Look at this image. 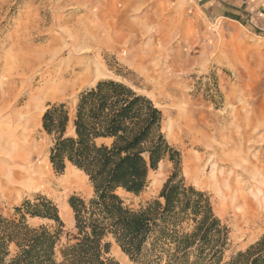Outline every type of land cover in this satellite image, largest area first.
I'll use <instances>...</instances> for the list:
<instances>
[{"label":"rangeland","instance_id":"obj_1","mask_svg":"<svg viewBox=\"0 0 264 264\" xmlns=\"http://www.w3.org/2000/svg\"><path fill=\"white\" fill-rule=\"evenodd\" d=\"M148 14L151 25L192 34V45L183 44L180 38L175 40L182 42L179 48L185 52L181 55L190 57L175 68L179 84L183 83L178 86L179 94L152 87L118 50L104 56L103 74L73 92L55 99L38 97L44 88L45 62L32 71L26 69L28 58L37 49L59 50V55L65 50L70 53L74 50L71 39L82 30L103 34L100 23L104 20L127 15L146 19ZM242 15V24L210 17L194 0H0V214L14 217L15 207L25 199L46 196L57 204L64 223L59 248L67 243L75 226L69 199L73 195L89 199L94 189L88 176L75 166L68 165L63 172L54 169L50 162L52 139L43 129V115L49 104L61 102L73 114L83 90L99 80L115 79L147 95L162 110V130L181 153L186 182L210 195L215 213L230 227L227 258L256 243L264 235V227L254 233L238 230L234 211L220 201L218 191L200 184L191 166L185 167L187 157L203 155L216 147L220 157L232 151L246 164H254L257 169L260 165L264 170L263 8L255 6ZM18 63H24L23 71ZM38 163L50 170L51 181H37L33 167L37 170ZM173 171V162L166 158L150 171L142 193L135 195L122 189L119 193L129 206L138 208L158 197ZM28 222L34 227H55L53 221L41 218H29ZM108 240L112 243L106 258L120 264H148L131 260L113 239Z\"/></svg>","mask_w":264,"mask_h":264},{"label":"trees","instance_id":"obj_2","mask_svg":"<svg viewBox=\"0 0 264 264\" xmlns=\"http://www.w3.org/2000/svg\"><path fill=\"white\" fill-rule=\"evenodd\" d=\"M162 122L151 98L115 79L83 90L73 114L65 102L49 104L42 125L52 139L50 162L58 172L68 165L83 171L94 194L70 197L74 232L60 248L64 223L52 199H25L14 217L0 214V264H120L105 257L108 239L131 260L148 264H264V235L227 258L230 227L215 213L210 195L186 182L181 153ZM166 158L174 171L158 197L129 206L119 190L142 193L150 171ZM29 218L55 227H34Z\"/></svg>","mask_w":264,"mask_h":264},{"label":"bare ground","instance_id":"obj_3","mask_svg":"<svg viewBox=\"0 0 264 264\" xmlns=\"http://www.w3.org/2000/svg\"><path fill=\"white\" fill-rule=\"evenodd\" d=\"M150 18L152 17L148 14L146 19L127 15L124 18L104 20L100 23L103 34L87 29L88 31L82 30L78 35H73L70 46H74V50L70 53L65 50L59 55V50L37 49V53L28 58L26 69L32 71L36 65L45 62V75L42 79L44 88L38 97L55 99L73 92L79 85L103 74L106 69L104 56L118 50L121 52L120 57L132 63L152 87L166 93L179 94L178 86L183 83L179 84L175 68L178 67V62H185L190 57L187 54L181 55L184 53L179 48L182 42L175 41V32L151 25ZM121 46L124 47L122 51ZM23 64L21 65L25 67ZM24 67H21V71ZM213 148L214 150L203 155L193 154L187 157L185 167L191 166V171L200 184L218 191L220 201L234 211L238 230H250L254 233L258 227H264V170L259 164V169L254 164H246L232 151L222 153L224 157H220L218 148ZM34 168L37 181L53 179L50 170L44 165L38 163L37 170ZM27 174L24 172L23 175L27 177ZM244 178L253 181L248 183Z\"/></svg>","mask_w":264,"mask_h":264},{"label":"crops","instance_id":"obj_4","mask_svg":"<svg viewBox=\"0 0 264 264\" xmlns=\"http://www.w3.org/2000/svg\"><path fill=\"white\" fill-rule=\"evenodd\" d=\"M204 9L205 13L210 17L222 18L230 20L231 22L241 23L243 22L242 12L247 9L258 6L263 8L264 19V0H194ZM175 33L174 39L183 41V44L192 45L193 38L188 31H177L175 27H171ZM183 50V48H182ZM185 52V51H184Z\"/></svg>","mask_w":264,"mask_h":264}]
</instances>
